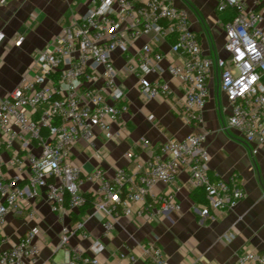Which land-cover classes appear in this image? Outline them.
Masks as SVG:
<instances>
[{"label":"built area","instance_id":"obj_1","mask_svg":"<svg viewBox=\"0 0 264 264\" xmlns=\"http://www.w3.org/2000/svg\"><path fill=\"white\" fill-rule=\"evenodd\" d=\"M217 2L218 12L230 10L232 17L224 26L223 56L211 59L203 55L188 14L175 7L173 0H89L86 13L74 16L61 29L53 48L38 53V73L0 98V148L19 145L8 162L0 158V264H106L103 242L91 238L84 222L63 226L58 245L65 252L62 263H40L38 228L2 248L8 217L21 215L22 203L42 193L50 211L63 221L86 204L81 187L96 184L91 195L93 210L103 218L105 238L111 236L122 217L150 223L159 216L180 213L177 192L156 194L155 188L158 184L175 186L182 172L189 176L192 189L204 192L206 204L193 208L203 219H213L212 213L232 211L244 198L234 178L212 180L208 134L200 129L210 98L209 81L216 76L229 107V127L243 136L252 155L264 151V1L254 0L252 7L246 0ZM149 34H154L156 42L169 41V53L163 54L149 43L135 47ZM4 40L5 34L0 32V44ZM22 42L20 38L17 44ZM116 52L125 58L123 73L137 80L141 95L148 100H173L168 83L149 77L153 72L161 73L159 64L169 59L167 72L182 92L175 110L193 131L181 141L163 143L136 170L119 168L109 178L102 169L84 174L70 153L79 140H86L91 147L99 136L112 140V124L128 110L118 84L113 58ZM35 145L39 154L23 159L20 151ZM126 158L138 161L135 154ZM3 166L14 174L6 178ZM139 204L141 207L134 210ZM29 217L34 219L35 214ZM73 238L89 240V251L70 250ZM142 254L146 264H168L165 253L153 241L142 246ZM120 258L137 262L134 256L121 254ZM234 264H264V251L244 249Z\"/></svg>","mask_w":264,"mask_h":264},{"label":"crops","instance_id":"obj_2","mask_svg":"<svg viewBox=\"0 0 264 264\" xmlns=\"http://www.w3.org/2000/svg\"><path fill=\"white\" fill-rule=\"evenodd\" d=\"M254 0H246L248 7ZM264 1V0H263ZM178 9L185 11L192 30L201 42L203 55L216 59L223 56L225 44L224 26L231 20L232 12H218L217 0H173ZM89 0H0V32L5 40L0 44V98L15 89L26 77L38 73V53L53 48V42L61 29L75 16L86 13ZM23 38L22 44L17 41ZM163 54L169 53V41L154 40V34L142 36L136 48L144 44ZM178 61V57L170 55ZM118 70V84L126 97L127 112L112 124L113 139L105 141L98 137L95 147L86 140H79L73 147L70 158L84 174L102 169L107 177H113L119 168L128 172L143 166L160 146L168 140L181 141L193 129L187 125L178 111L176 101L182 98L180 84L167 72L169 59L159 64L161 73L153 72L150 79L168 83L173 91V100H148L144 98L133 76L123 73L125 58L120 52L113 55ZM210 98L203 112L204 123L200 131L206 132V148L210 155V176L213 181L231 177L244 192V198L229 212L212 213L213 219H203L193 208L206 204L204 192L189 186V176L182 172L175 186L158 184L156 194L176 191L181 206L180 213L159 216L153 222L136 217H122L109 238L103 236V218L95 214L93 207L66 215L63 221L50 211L44 193L35 200L22 203V214L8 217L4 229L6 243L2 248L18 242L26 232L38 228L41 241L40 263H62L65 252L58 248L62 228L76 222H84L86 232L92 239L101 240L105 246L102 259L106 264H133L122 260L121 254L134 256L135 264H146L142 246L155 242L165 253L168 264H234L244 249L264 251V151L252 155L243 136L228 125V104L219 90L216 76L209 81ZM149 145L144 146L143 142ZM14 148H0L4 163L12 157ZM35 145L28 151H20L23 159L37 156ZM135 154L138 161H129L126 156ZM6 178L12 169L3 166ZM96 184L85 183L81 193L92 195ZM141 204L134 205L137 210ZM34 213V219L29 217ZM232 236V238L230 237ZM90 241L73 238L68 248L89 251Z\"/></svg>","mask_w":264,"mask_h":264},{"label":"trees","instance_id":"obj_3","mask_svg":"<svg viewBox=\"0 0 264 264\" xmlns=\"http://www.w3.org/2000/svg\"><path fill=\"white\" fill-rule=\"evenodd\" d=\"M85 198H86V204L82 208L83 211H86V210L93 207V199H92L91 195H85Z\"/></svg>","mask_w":264,"mask_h":264}]
</instances>
